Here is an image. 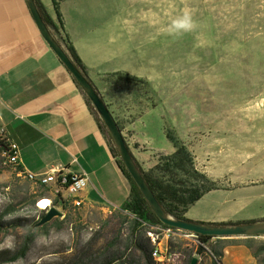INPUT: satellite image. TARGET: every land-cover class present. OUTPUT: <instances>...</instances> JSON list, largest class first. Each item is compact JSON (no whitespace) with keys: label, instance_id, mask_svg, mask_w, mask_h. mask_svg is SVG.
<instances>
[{"label":"rangeland","instance_id":"374dc122","mask_svg":"<svg viewBox=\"0 0 264 264\" xmlns=\"http://www.w3.org/2000/svg\"><path fill=\"white\" fill-rule=\"evenodd\" d=\"M135 4L138 13L151 14V79L143 85L144 99L160 113L164 134H175L186 146L193 159L189 170L204 173L219 188L248 187L244 196L254 201L247 199V204L264 206V0ZM127 81L141 85L134 76ZM158 134L153 130L150 136L157 140ZM1 147L0 218L5 223L0 251L13 252L26 229L8 222L35 225L50 198L46 188L3 162ZM193 170L185 187L203 181ZM64 213L43 228L35 225L25 256L0 264H101L114 255L139 254L136 248L126 249L131 239L149 244L150 238L154 247L147 228L141 223L135 227V216L121 209L108 212L99 206L81 215ZM261 241L255 239V245ZM170 243L174 254L167 264H185L189 255L198 262L199 244L179 238L162 241Z\"/></svg>","mask_w":264,"mask_h":264},{"label":"crops","instance_id":"0c3cea01","mask_svg":"<svg viewBox=\"0 0 264 264\" xmlns=\"http://www.w3.org/2000/svg\"><path fill=\"white\" fill-rule=\"evenodd\" d=\"M38 1L52 21L50 32L67 53L66 46H73L131 155L149 171L158 151H174L160 113L144 99L143 85L151 79V14L138 13L135 0H61L59 21L52 0ZM121 76L137 77L141 85L130 86ZM99 123L86 95L40 34L26 0H0V129L18 145L21 169L41 174L60 163L69 173L83 169L89 174L87 187L78 193L52 183L44 186L63 213L81 215L103 205L108 211L111 204L123 210L128 200L130 182ZM153 130L160 134L157 140L150 136ZM247 188L212 189L190 205L185 217L218 224L264 218V206L247 204V199L254 201L244 196ZM74 195L82 200L78 207L72 204ZM248 238L264 236L208 242L221 250V264H256ZM210 261L205 253L197 264Z\"/></svg>","mask_w":264,"mask_h":264},{"label":"trees","instance_id":"16d2710c","mask_svg":"<svg viewBox=\"0 0 264 264\" xmlns=\"http://www.w3.org/2000/svg\"><path fill=\"white\" fill-rule=\"evenodd\" d=\"M34 1L44 22L47 25H53L51 19L46 14L44 8L41 6L39 1L38 0H34ZM52 1L58 19L59 21H61V14L58 10L59 2L61 0H52ZM66 48L68 51V55L70 56L73 63L85 75L84 66L82 65L79 57L77 56L73 46L68 44ZM121 77H124V79L126 80L131 79L130 76H121ZM86 100L89 107L95 113L96 119L98 120V122L100 121L99 124L102 130L109 134L104 123L97 115L95 109L93 108L87 96H86ZM165 135L167 139L172 143L174 147V151L172 153L160 154L161 156L160 157L158 156L157 163L149 171L144 172L140 168L138 163L135 161V159L134 158L133 159L136 165L138 166L139 170L141 171L144 179L146 180L151 190L153 191L156 199L161 204V206L166 210V212L172 215L174 218L189 220L188 218L185 217V212L190 207V205H192L196 200H198L204 193L212 189H217L219 187L212 180H210V178L207 177L204 173H200L197 170H193V168L190 170H193V173H195L196 175L195 177L197 178L200 177L203 179V181H201V184L199 181H194L190 183L191 186L185 187V185L187 184L186 179L187 180L190 179L189 178L190 170L187 167V165L193 166L192 156L189 153L186 146L179 140V138L175 134L166 132ZM0 144L1 146H3L2 140H0ZM111 152L114 156L117 157L118 164L131 185L130 195L122 209L123 211L135 216L136 218L135 227H137L138 225L140 226V223L142 224V221H145V223L149 225H155L157 223L163 226H167L159 221L157 216L153 213V211L149 207L147 201L143 197L139 188L137 187V185L135 184V182L127 172L124 164L120 160L118 151L113 143L111 145ZM19 168L20 167H17V169ZM38 185L40 187H44V185L42 184H38ZM248 221H252V220H246L240 222H248ZM16 222L10 221L8 222V224L22 225L26 229V233L23 235L22 241L16 250H14L13 252H9L7 250L0 251V263L6 261H15L25 256L26 252L28 251L30 243L33 241L35 237L36 234L35 225L31 223L20 224L19 222L18 223ZM4 223L5 221H3L2 218H0V231L4 229L3 228ZM44 226L45 225H42L41 227L43 228ZM134 231L135 229H132V232ZM198 236L201 243H206L211 238H217L202 234H198ZM130 241L131 244L127 245L126 249L130 247L136 248L139 250V254L133 253V256L129 255L126 256L125 258H121V256L114 255L111 258H105V260L102 261L101 264H114L115 262L116 264H157V262L151 256V250L153 248V245H151L150 238H147L149 244L136 243V241L132 239ZM170 245H172V243H170L167 247H168V251L172 253L173 251L171 250ZM246 245L252 250L253 255L256 257L257 259L256 264H264V241H261L258 243V245H255V239L248 238L246 239ZM207 250L212 252V254L215 255L216 257H218L216 259L211 258L210 264H221L220 261V256L222 254L221 250L214 246L210 248L207 247ZM207 250L201 245H199L196 253L198 255H204ZM186 259L187 260L185 264H190L191 256L189 255L188 258Z\"/></svg>","mask_w":264,"mask_h":264},{"label":"water","instance_id":"95a60500","mask_svg":"<svg viewBox=\"0 0 264 264\" xmlns=\"http://www.w3.org/2000/svg\"><path fill=\"white\" fill-rule=\"evenodd\" d=\"M26 3L40 34L48 43L50 48L54 51V53L58 56L61 62L65 65V67L69 70L79 87L91 102L93 108L108 130L113 144L118 151L120 160L124 164L127 172L139 188L149 207L157 216L160 222L167 226H171L180 230L189 231L196 234L209 235L217 238L254 237L264 235V218L248 222L218 224L194 220H182L174 218L172 215L167 213L156 199L153 191L151 190L150 186L148 185L141 171L136 165L130 151L127 148L125 140L115 119L102 101L98 92L95 90L86 76L82 73V71L73 63L70 56L60 45V43L54 38V36L50 32L48 25L42 19L35 1L26 0ZM44 211V215L38 220L35 225H42L50 221L53 217L63 215V213L54 205H50ZM196 262L197 258L193 257L190 264H196Z\"/></svg>","mask_w":264,"mask_h":264},{"label":"built area","instance_id":"2783aa9c","mask_svg":"<svg viewBox=\"0 0 264 264\" xmlns=\"http://www.w3.org/2000/svg\"><path fill=\"white\" fill-rule=\"evenodd\" d=\"M3 134L4 131L0 129V140L3 141V146L1 147V157L3 158V162H5V164L17 168L19 167V147L14 141L10 140ZM72 161L75 162V158H72ZM18 171L20 174H23L26 179L36 184H42L46 186L52 183L58 186H66L70 188L74 193L81 192L84 188L87 187L89 183V174L85 170L79 169V171L77 172L69 173L67 172V169L60 163L55 164L54 166L50 167L47 171L41 174H35L27 170H23L21 168H19ZM72 197L73 206L78 207L82 204L81 198L76 195ZM49 200L50 204H48V206L43 210H46L50 205H52L51 199ZM104 204L109 203L105 202ZM116 209L117 208L111 204V211H114ZM142 224H145V221H142ZM148 235L151 237V240L154 243V247L151 250V256L157 262V264H167L174 254L168 251L167 244H162V241L164 240L166 242L170 239L179 238L187 241H192L201 245L207 250V246L205 245V243L200 242L198 234L195 233V237H187L181 236L177 233H163L160 232V224L157 223L155 224V230H148ZM206 253L212 259L218 258L208 250L206 251Z\"/></svg>","mask_w":264,"mask_h":264},{"label":"bare ground","instance_id":"6f19581e","mask_svg":"<svg viewBox=\"0 0 264 264\" xmlns=\"http://www.w3.org/2000/svg\"><path fill=\"white\" fill-rule=\"evenodd\" d=\"M45 203H48L47 201H45ZM108 211L111 210V208L109 206H107ZM143 226L147 227L148 230H155V225H149L147 223L142 224ZM160 232L163 233H177L180 234L181 236H187V237H195V233L193 232H189V231H184V230H180L171 226H163L160 225Z\"/></svg>","mask_w":264,"mask_h":264}]
</instances>
